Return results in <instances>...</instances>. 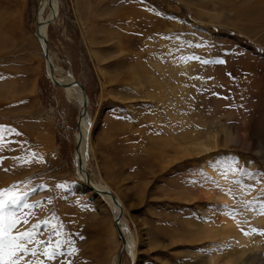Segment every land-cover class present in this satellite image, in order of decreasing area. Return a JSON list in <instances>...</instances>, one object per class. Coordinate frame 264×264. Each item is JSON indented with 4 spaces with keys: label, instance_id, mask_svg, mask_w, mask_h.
Masks as SVG:
<instances>
[{
    "label": "rangeland",
    "instance_id": "374dc122",
    "mask_svg": "<svg viewBox=\"0 0 264 264\" xmlns=\"http://www.w3.org/2000/svg\"><path fill=\"white\" fill-rule=\"evenodd\" d=\"M42 4L0 0V198L27 193L11 235L32 234L18 264H119L122 251L120 264H204L230 250L264 264V0H58L47 44L88 95L86 170L122 206L135 259L77 177L81 107L47 75ZM200 141L210 149L193 155Z\"/></svg>",
    "mask_w": 264,
    "mask_h": 264
},
{
    "label": "bare ground",
    "instance_id": "6f19581e",
    "mask_svg": "<svg viewBox=\"0 0 264 264\" xmlns=\"http://www.w3.org/2000/svg\"><path fill=\"white\" fill-rule=\"evenodd\" d=\"M52 2V4L50 3ZM43 8H49L50 12H49V16L46 20L44 21H39L38 20V25L40 26V32L42 34V36L45 38V42L42 43L40 38L37 36V39L40 42V45L42 47V52L44 54V49L46 48L48 53H49V57H50V62L53 65V68L50 67L48 61L45 59L44 56V60H45V69L47 72V75L50 77V79L52 80L53 84L54 81L52 79V75H54L55 81H57L59 84L63 85V86H67L64 88V90L66 89V91H68L69 95L71 97H73V100L76 101V103L80 104L81 110H80V119H79V135L77 137V146H76V154H75V164L78 167H76L77 170V177L81 180H83L84 182H86L87 185L90 186V188L96 192L97 194H99L104 201L108 202L111 205V210H112V214H113V218L115 221V228H116V232L119 235V238L121 240V244L123 246V250H125L128 253L132 252L133 258L135 259V243L136 240L134 239V237L132 236V234L129 232L128 228H127V224L123 219V208L120 205L119 201H117V199H115V197L112 195V193L110 192V190L108 189L107 186H103L97 183H92L90 176H89V172H88V168L86 170V167L88 166V156H87V151H88V143H89V132H90V124H89V114H88V109H87V115L85 116L83 112V103L85 102V98H84V93L83 90L80 88V86L78 85H74V78L70 76H68L67 78H63L61 77V75H59V73L62 71L60 68H58L57 66H55L54 60L50 54V49L48 47V44L46 43L48 41L47 36H46V31H47V27L49 26L47 23L52 20V18H56L58 15V0H43V4L41 6V11ZM56 16V17H55ZM37 25V28H38ZM102 57V56H101ZM67 75V74H66ZM104 75V74H103ZM107 77V76H105ZM78 82V81H77ZM79 84H81L80 82H78ZM56 85V84H55ZM82 85V84H81ZM86 92V91H85ZM87 95V93H86ZM87 101H88V106H89V98L87 95ZM88 120V121H87ZM213 136H216L218 134H212ZM226 140L227 143L230 142V137L226 136ZM207 148V149H205ZM259 148L261 150L264 151V142H260L259 144ZM209 147H206V145L204 144L203 141L198 142L196 145L191 146L189 148V150L191 152H193V155L197 154H202L204 152H206L207 150H209ZM186 154H189V152H187ZM210 193L209 197L214 196L211 199H217L219 196ZM228 199V197H223V200L226 201ZM234 226V224H233ZM233 234L235 235V239L236 242L242 244L245 241H243V236L241 235V233L234 231ZM248 243L245 244V246H247ZM237 250H230L229 253L230 254H224L222 253V255H218V254H214L211 255L210 257L207 258L206 263L204 264H221L220 260L223 258L226 262L223 264H232V263H237L238 261H241L242 256L244 254H241L239 256H234V252H236ZM243 250H240V252H242ZM216 252V251H215ZM220 253V251H219ZM122 256H123V251L122 254L120 256V261L122 260ZM119 261V262H120ZM121 263V262H120ZM119 263V264H120Z\"/></svg>",
    "mask_w": 264,
    "mask_h": 264
},
{
    "label": "snow or ice",
    "instance_id": "6c2138e0",
    "mask_svg": "<svg viewBox=\"0 0 264 264\" xmlns=\"http://www.w3.org/2000/svg\"><path fill=\"white\" fill-rule=\"evenodd\" d=\"M2 127L3 126H0V128ZM25 196H27V193L12 197L8 201L0 198V264H18V260L15 258L17 253L27 254L30 251V249L26 248L20 241L26 240L27 242H31V233L24 232L20 234L19 237L11 235V230L16 227L17 209L21 206ZM23 206L30 207L26 202ZM259 213L264 215V202L260 203ZM24 223H27V220H25ZM57 247H59V245H57ZM31 254L36 255V252L31 251ZM44 255L52 259L54 253L45 251Z\"/></svg>",
    "mask_w": 264,
    "mask_h": 264
},
{
    "label": "water",
    "instance_id": "95a60500",
    "mask_svg": "<svg viewBox=\"0 0 264 264\" xmlns=\"http://www.w3.org/2000/svg\"><path fill=\"white\" fill-rule=\"evenodd\" d=\"M50 3L52 4V2H50ZM55 17H56V16H55ZM53 21H55V18H52V20H50L47 24L49 25V24L52 23ZM36 34H37V36L40 38L41 42L44 43V42H45V38L42 36V34H41V32H40V26H39V25H38V28H37V30H36ZM46 43H47V42H46ZM44 56H45V59L48 61L50 67L53 68L52 63L50 62L49 53H48V51H47L46 48L44 49ZM52 79H53L54 83L56 84V86H60V87H63V88L67 87V86H63V85L59 84L57 81H55L54 75H52ZM73 83H74V85L76 84V85L80 86V88L83 90L84 98H85L84 101H85V102L83 103V112H82V113H84L85 116H86V115H87V109H88V101H87V95H86L85 89H84V87H83L81 84H79L76 80H74ZM120 262H121V261H120ZM120 262H119V263H120Z\"/></svg>",
    "mask_w": 264,
    "mask_h": 264
}]
</instances>
